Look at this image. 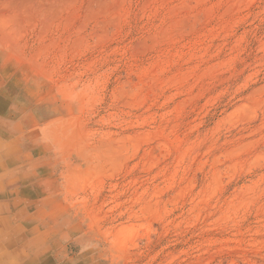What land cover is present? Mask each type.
<instances>
[{"label": "rangeland", "instance_id": "1", "mask_svg": "<svg viewBox=\"0 0 264 264\" xmlns=\"http://www.w3.org/2000/svg\"><path fill=\"white\" fill-rule=\"evenodd\" d=\"M0 264H264V0H0Z\"/></svg>", "mask_w": 264, "mask_h": 264}]
</instances>
